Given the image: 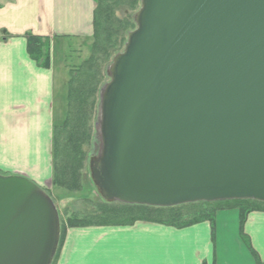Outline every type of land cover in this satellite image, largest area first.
Returning <instances> with one entry per match:
<instances>
[{"label": "water", "instance_id": "obj_1", "mask_svg": "<svg viewBox=\"0 0 264 264\" xmlns=\"http://www.w3.org/2000/svg\"><path fill=\"white\" fill-rule=\"evenodd\" d=\"M100 93L92 182L106 203H264V0H141ZM58 211L0 177V264H52Z\"/></svg>", "mask_w": 264, "mask_h": 264}, {"label": "crops", "instance_id": "obj_2", "mask_svg": "<svg viewBox=\"0 0 264 264\" xmlns=\"http://www.w3.org/2000/svg\"><path fill=\"white\" fill-rule=\"evenodd\" d=\"M98 0H0V175L45 189L53 177V134L63 117L57 69L70 42L90 43ZM28 36L50 40L51 66L28 54ZM71 48V47H69ZM70 52V51H69ZM63 65V63L61 62ZM264 264V212L244 225ZM55 264H257L241 237L238 210L178 229L129 226L68 229Z\"/></svg>", "mask_w": 264, "mask_h": 264}, {"label": "trees", "instance_id": "obj_3", "mask_svg": "<svg viewBox=\"0 0 264 264\" xmlns=\"http://www.w3.org/2000/svg\"><path fill=\"white\" fill-rule=\"evenodd\" d=\"M141 0H98L94 17V37L91 55L80 67L70 72L67 89V111L61 125L54 127L52 191L46 190L56 205V196L87 201L92 192L86 174L89 151L94 145L96 130L97 97L100 95L104 70L122 48L128 34L136 28L134 15ZM124 14L123 17L117 15ZM30 58L43 68L51 66L50 40L43 37H27ZM94 189V187H93ZM90 190L89 194L88 191ZM61 200H64V199ZM93 205V206H92ZM84 212H74L60 217V241L52 264H55L68 229L108 226H129L137 222L161 224L178 229L209 222L214 228L215 217L220 211L238 210L241 237L250 248L257 264H263L252 249L244 225L248 216L264 212V203L256 201H225L195 203L173 208H155L121 203H106L103 199Z\"/></svg>", "mask_w": 264, "mask_h": 264}, {"label": "rangeland", "instance_id": "obj_4", "mask_svg": "<svg viewBox=\"0 0 264 264\" xmlns=\"http://www.w3.org/2000/svg\"><path fill=\"white\" fill-rule=\"evenodd\" d=\"M117 15L119 17H123L124 14L122 12H118ZM128 40V37H127ZM91 41L89 44L88 43H83L82 41L79 42H70L69 43V48L68 47V54L64 55L61 57V61L58 63V69H57V97H58V103L62 107L63 110V117L61 120H59L56 123L57 125H61L65 119L66 111H67V104H66V99H67V89H68V82L70 80V72L74 70V68L80 67V65L88 60V58L91 55V46H92ZM127 43V41H126ZM125 43V44H126ZM125 45L122 48H119V53H122L124 51ZM70 51V52H69ZM118 54V53H117ZM114 59V58H113ZM113 59L110 60V62L106 63L103 65L102 70H104V75L102 79V87L110 81L107 71L109 66L112 64ZM63 63V65L61 64ZM99 107H100V95L97 97V106H96V117H95V122H94V127L96 130V124L98 123V117H99ZM100 148V143H99V138L96 132V137L94 141V145L91 149H88L89 151V157L92 155H97L99 152ZM86 179L88 183L89 189H92V192L89 194L90 190L88 191V200L87 201H81V200H75L73 198H66L64 199L63 196H56L53 195V197L56 198V206L59 210L60 216L62 219L65 220V217L68 215L73 214L74 212H84L86 207L90 209L93 205L92 202L97 203L100 200V196L96 190V188L93 185V182L91 180V175L89 172V163H88V171L86 174ZM94 187V189H93ZM51 186L49 192H51ZM64 200H61V199ZM92 205V206H91Z\"/></svg>", "mask_w": 264, "mask_h": 264}]
</instances>
